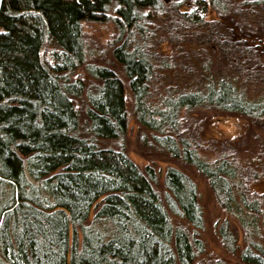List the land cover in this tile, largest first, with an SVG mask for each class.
<instances>
[{"label":"trees","instance_id":"1","mask_svg":"<svg viewBox=\"0 0 264 264\" xmlns=\"http://www.w3.org/2000/svg\"><path fill=\"white\" fill-rule=\"evenodd\" d=\"M166 4L3 0L0 264H197L198 188L174 161L206 178L239 222L241 249L237 232L220 226L235 264H264V146L210 149L197 127L209 109L264 128V0ZM83 22L115 25L110 49L132 100ZM81 68L91 83L75 76ZM131 115L161 150L150 157L169 162L162 188L158 170L125 148Z\"/></svg>","mask_w":264,"mask_h":264},{"label":"rangeland","instance_id":"2","mask_svg":"<svg viewBox=\"0 0 264 264\" xmlns=\"http://www.w3.org/2000/svg\"><path fill=\"white\" fill-rule=\"evenodd\" d=\"M171 1L173 0H164V2L167 3L166 5H169V2ZM181 1L184 2V0ZM168 7H170V5ZM214 16L215 13L211 12L208 17L212 18ZM83 29L90 40L93 41V45L94 43L98 45H95L97 55L105 53L102 58L103 64L111 66L124 79L126 94L128 98L132 100V93L129 89L128 81L124 75L123 69L120 67L118 61L112 56V51L110 49V41L113 40V35L116 33L115 25L113 23L83 22ZM161 50L165 53H171L173 51L168 42L161 45ZM76 75L84 76L90 83L92 81V77L82 68L75 72V76ZM128 110H131V103H129ZM197 117L200 118L199 124H197L200 135L204 139L205 143H207V147L210 149L213 146L211 145L213 142L218 143L220 141L240 144V148L244 153L256 152L264 146V128H261V125L256 124L252 119L246 116L229 112H221L220 110L214 111L204 109V111H201ZM143 137L146 138L148 141L147 143L142 142ZM107 142V144L120 143V145H122L121 142L116 140H108ZM123 143L126 146L125 148L128 149L129 155L140 166L144 167L147 164H151L158 170L161 175V181L159 182L158 187L162 188L164 171L169 162L164 157H162V159H154L152 158L153 156L150 157L151 155H154L155 152H151L150 155L149 150L156 151L158 155L161 150L154 146L152 135L148 131L140 129L137 121L132 115L129 119V128L123 138ZM209 153L212 154L211 151ZM173 164L185 170V172L195 180L198 188L199 202L202 207L204 219L203 226L199 228L198 233L196 234V236L201 239L203 245V250L197 257V264H213V262L219 259H223L229 264H235L238 258L231 252V249L224 246L220 234V226L224 222H227L229 228L231 230L233 229L234 232H237V243L239 246L236 245V247L241 249V246H244V243L243 230L239 222L236 218L219 206L206 178L201 176L193 168L186 169V167L181 166L180 163L176 161H174ZM175 220L178 221L180 219L175 217ZM191 229H193L192 226ZM77 237L78 240L81 241L80 232Z\"/></svg>","mask_w":264,"mask_h":264},{"label":"water","instance_id":"3","mask_svg":"<svg viewBox=\"0 0 264 264\" xmlns=\"http://www.w3.org/2000/svg\"><path fill=\"white\" fill-rule=\"evenodd\" d=\"M2 3H3V0H0V10H1Z\"/></svg>","mask_w":264,"mask_h":264}]
</instances>
